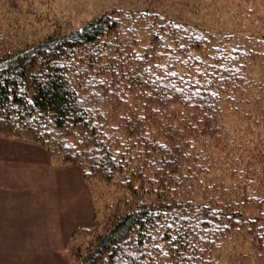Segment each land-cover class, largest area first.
Listing matches in <instances>:
<instances>
[{
  "label": "trees",
  "instance_id": "trees-1",
  "mask_svg": "<svg viewBox=\"0 0 264 264\" xmlns=\"http://www.w3.org/2000/svg\"><path fill=\"white\" fill-rule=\"evenodd\" d=\"M241 1L264 26V0ZM191 13L109 10L0 41V137L113 193L71 229L68 264H264L261 51L250 28Z\"/></svg>",
  "mask_w": 264,
  "mask_h": 264
},
{
  "label": "rangeland",
  "instance_id": "rangeland-1",
  "mask_svg": "<svg viewBox=\"0 0 264 264\" xmlns=\"http://www.w3.org/2000/svg\"><path fill=\"white\" fill-rule=\"evenodd\" d=\"M236 3L237 0H0V41L36 40L53 28L75 27L109 10L127 13L149 11L172 19L177 16L187 19L192 16L191 12H194L203 14L200 20H205L204 25L213 28L214 32L233 29L243 36L242 32H239L240 28L253 30L256 37L250 43L245 38L244 42L251 47L258 45L257 51L258 53L261 51V59L256 58L251 73L256 80L264 79V39L260 38L261 35L264 36V26L256 23V19L251 20L249 16L240 18L244 10L253 8L252 1H241L238 8ZM10 140L16 141L0 137V150L4 149L13 154L20 153L19 148L9 142ZM29 147L41 149L32 145ZM71 197L78 199L73 200V204L64 202L60 231H51L48 227L49 222H45L47 227L44 226L45 230L42 233L49 238L36 239V233L39 231H34L37 223L32 221L31 228L28 229V233L32 235L28 239V244L26 246L24 244L26 248L28 246L25 253L1 255L12 256V259L0 257V264H68L66 239L71 229L77 225L90 224L97 216L104 214L106 205L113 200V193L105 184L95 181L89 183L83 179L79 193L77 192V195L73 193ZM51 241L57 242L52 250Z\"/></svg>",
  "mask_w": 264,
  "mask_h": 264
},
{
  "label": "crops",
  "instance_id": "crops-1",
  "mask_svg": "<svg viewBox=\"0 0 264 264\" xmlns=\"http://www.w3.org/2000/svg\"><path fill=\"white\" fill-rule=\"evenodd\" d=\"M9 142L20 153L0 150V257L12 259L1 255L25 253L32 221L37 223L34 231H39L36 239L49 238L42 233L45 222H49L51 231L61 230L63 204L78 199L71 195L79 193L83 178L77 167L51 165L41 149ZM56 244L51 241L50 249Z\"/></svg>",
  "mask_w": 264,
  "mask_h": 264
}]
</instances>
